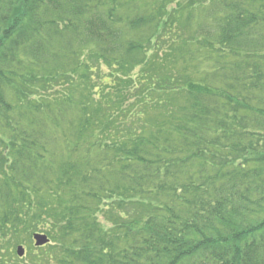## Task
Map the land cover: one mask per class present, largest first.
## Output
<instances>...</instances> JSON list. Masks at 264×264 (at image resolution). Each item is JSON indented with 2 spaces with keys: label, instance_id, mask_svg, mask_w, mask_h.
Instances as JSON below:
<instances>
[{
  "label": "trees",
  "instance_id": "16d2710c",
  "mask_svg": "<svg viewBox=\"0 0 264 264\" xmlns=\"http://www.w3.org/2000/svg\"><path fill=\"white\" fill-rule=\"evenodd\" d=\"M0 264H264V0H0Z\"/></svg>",
  "mask_w": 264,
  "mask_h": 264
},
{
  "label": "water",
  "instance_id": "95a60500",
  "mask_svg": "<svg viewBox=\"0 0 264 264\" xmlns=\"http://www.w3.org/2000/svg\"><path fill=\"white\" fill-rule=\"evenodd\" d=\"M34 240L36 241V247H44L50 242L47 236L41 234L35 235ZM25 253L26 251L22 246L18 247L17 254L20 258H23Z\"/></svg>",
  "mask_w": 264,
  "mask_h": 264
},
{
  "label": "rangeland",
  "instance_id": "374dc122",
  "mask_svg": "<svg viewBox=\"0 0 264 264\" xmlns=\"http://www.w3.org/2000/svg\"><path fill=\"white\" fill-rule=\"evenodd\" d=\"M31 242H32V244L34 245V241H33V236H32V240H31ZM50 245V244H49ZM19 246H22V247H24L25 248V250H26V259L28 258V254H29V245L27 244V242H25V241H22L21 242V244L19 245ZM19 246H17L14 250H13V252H15V256H17L18 257V254H17V249H18V247ZM46 247V246H45ZM11 253H12V251H11ZM8 256V255H7ZM46 256H52V255H50V254H46ZM24 257V258H25ZM19 259H24V258H20V257H18Z\"/></svg>",
  "mask_w": 264,
  "mask_h": 264
}]
</instances>
